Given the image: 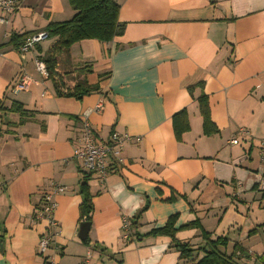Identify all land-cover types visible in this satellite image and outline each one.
I'll list each match as a JSON object with an SVG mask.
<instances>
[{"label": "crops", "instance_id": "1", "mask_svg": "<svg viewBox=\"0 0 264 264\" xmlns=\"http://www.w3.org/2000/svg\"><path fill=\"white\" fill-rule=\"evenodd\" d=\"M15 1L16 10L0 12V264H192L168 237L147 236L172 216L176 230L198 224L175 233L197 259L219 238L236 264H264V0H114L123 34L60 51L52 79L35 61L55 40L22 53L11 38L46 32L75 12L67 0ZM22 76L30 86L15 93ZM56 81L63 95L78 83L98 90L78 101L57 96ZM201 95L217 129L209 136ZM183 110L188 131L176 141L172 117ZM84 116L97 144L113 132L140 138L120 163L108 160L105 178L73 158ZM85 174L87 244L77 237ZM53 186L64 191L53 197L55 234L40 254L47 224L33 216ZM145 205L124 239L123 218L130 224Z\"/></svg>", "mask_w": 264, "mask_h": 264}, {"label": "trees", "instance_id": "2", "mask_svg": "<svg viewBox=\"0 0 264 264\" xmlns=\"http://www.w3.org/2000/svg\"><path fill=\"white\" fill-rule=\"evenodd\" d=\"M67 1L75 12L72 19L67 22L50 24L46 28L45 32L48 35V39L55 40L45 60H42L46 68L47 76L51 79L54 77L56 55L60 53V51H66L73 44L83 40H96L100 43H109L114 38L121 36L124 32V25L118 22L119 5L114 0ZM30 35L32 34L12 36L10 42L14 45L15 49H18ZM60 88L61 84L57 81L54 82V89L57 96L73 97L78 101H80L82 97L98 90L97 87L87 86L85 83H78L75 84L71 91L69 90L70 92L68 91L63 95L60 92ZM189 91H191V88ZM197 104L203 121V134L209 136L217 133V129L212 124L209 117L207 97L205 95H201L197 99ZM14 107L19 111L21 110L20 106L14 104ZM172 128L176 141H180L182 134L188 131V121L184 110L172 117ZM88 179V175H86L79 187V193L82 196L79 213L83 222L90 223L93 207L91 203L92 197L89 194V188L87 185ZM146 208L147 205H145L130 221V227L132 229H137V221ZM176 219V216L170 217L164 227L150 231L147 236L168 237L174 245V248L179 253V259L182 261H191L192 264H236L234 261L235 259H233L232 256H227L224 252H221L220 249H218V247L225 244V240H221L219 238L214 241L207 240L205 249L208 248V251L205 252L201 259L194 257V250L190 244L177 241L175 239V233L180 229L198 228V224L193 222L176 230L174 229ZM136 239H138L137 235ZM205 239H207L206 236ZM83 243L87 244L88 239L84 240ZM117 264L123 263L122 261H119Z\"/></svg>", "mask_w": 264, "mask_h": 264}, {"label": "built area", "instance_id": "3", "mask_svg": "<svg viewBox=\"0 0 264 264\" xmlns=\"http://www.w3.org/2000/svg\"><path fill=\"white\" fill-rule=\"evenodd\" d=\"M17 4L15 0H0V12L11 13L16 10ZM5 18L0 17V24H6ZM48 40V35L45 32L34 33L28 36L23 44L19 47L22 53L32 50L35 46L41 44ZM35 69L41 74L47 76L45 65L42 61H35ZM30 86V79L27 76H22L19 81L13 86L12 90L15 93L27 91ZM101 105L97 106L101 109ZM140 142L139 137L128 136L113 132L109 135L108 139L100 144H97L92 139V130L86 121V118L82 119V128L80 133V138L78 139V144L73 152V158L80 162L81 168L86 173L97 174L101 178H105L108 169V160L120 163L122 161L121 154L127 143L137 144ZM232 144H237V140H232ZM259 155L261 160H264V140L261 142ZM259 189L264 190V178L260 180ZM64 188L61 186H53L47 193L44 194L40 206L34 214V221L44 222L47 224V232L42 235L38 242V252L44 254L48 249L52 237L55 234L56 221L53 218V212L55 209V203L53 197L56 194L62 193ZM129 221L127 218L122 220V231L124 234V239H127L130 235L129 233ZM50 230L53 232L51 233Z\"/></svg>", "mask_w": 264, "mask_h": 264}, {"label": "water", "instance_id": "4", "mask_svg": "<svg viewBox=\"0 0 264 264\" xmlns=\"http://www.w3.org/2000/svg\"><path fill=\"white\" fill-rule=\"evenodd\" d=\"M89 228H90V223H88V222L80 223L77 237L81 241H84L86 239L88 231H89ZM1 248H2V246H1V240H0V249Z\"/></svg>", "mask_w": 264, "mask_h": 264}]
</instances>
